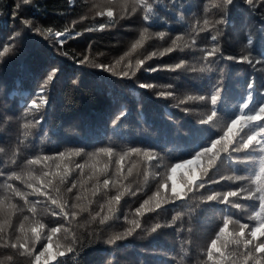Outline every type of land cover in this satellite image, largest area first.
<instances>
[{"label": "trees", "instance_id": "obj_1", "mask_svg": "<svg viewBox=\"0 0 264 264\" xmlns=\"http://www.w3.org/2000/svg\"><path fill=\"white\" fill-rule=\"evenodd\" d=\"M175 2L177 7L173 8V0H161L158 11L161 19L145 31L141 12L124 15L125 7L130 12L135 6L131 0H31L19 10L18 18L14 17L21 0H0V52H3V45L13 33L21 32L13 50L0 56V171L4 173L0 176V221L4 222L6 242H15L16 236L20 235L17 229L27 215L29 220L23 221L26 229L34 226V220L46 225L39 229L45 238L36 242L37 250L48 242V230L58 226L51 223L52 220L59 221L69 229L68 233L53 236L52 251H55L57 244L65 243V235L71 236L74 232L79 236L94 229L102 231L99 242L86 245L78 264H205L207 247L228 211L223 204L203 201L213 191L222 195L236 190L240 182L229 186V182L221 181L207 191L198 190L187 198L183 206L177 203L175 209L165 205L168 208L166 211L158 209L148 212V208H155L153 199L142 209L143 215L136 214L135 210L157 192L161 183L167 184L166 188L159 189L161 197L171 193L173 183L177 192L185 191L184 181L187 177L192 172L199 176L201 169L208 165L207 158L200 156L191 164L171 171L172 165L181 163L182 159L192 160L195 154L193 149L200 150L196 146L200 143L201 133L196 130L207 127L199 121L210 115L208 108L195 100H187L188 96L206 95L211 85L222 78L228 90L227 109L235 111L236 115L246 112L237 110L242 85L250 77L259 84L264 73L254 71L246 64L222 60L220 53L224 57H239L251 51V56L259 59V53L264 50V40L258 37L257 32L261 27L260 14L264 13V8L258 7L257 13L251 14L249 7L238 0L240 6L232 11L231 22L221 28V35L203 24L204 19H218L212 7L214 0ZM206 6L207 14L204 12ZM108 8L114 12L115 18L111 22L107 16L97 15V12ZM24 19L33 21V28H41L43 35L25 31L20 23ZM100 24L106 25L102 31L99 30ZM48 28L53 32L68 29L74 36L77 33L81 35L75 39L68 38L63 46L59 43L50 46L49 40L44 38L47 35L44 30ZM160 32L165 33L163 39L157 35ZM249 33L253 36L254 46L245 47V36ZM212 35L219 36L215 45L210 39ZM173 39L176 40L175 44L172 43ZM214 46L219 49L217 57L205 60L206 52L201 49L211 50ZM170 47L175 50L168 52ZM85 56L88 57L87 67L74 63L70 58L84 59ZM212 59H215V63L210 64L209 60ZM140 60H144L145 64L138 65ZM181 61H185L186 66L175 69V65ZM98 64L110 66L112 72L101 71L95 67ZM53 68H58L59 73L51 93L50 107L42 109L45 120L30 128V135L25 137L22 125L29 122L35 124L40 116L39 113L25 115V109L34 98L39 103L36 92ZM151 68L161 70L145 71ZM123 72H127L131 78H122ZM77 78L78 86L72 83ZM139 84H151L153 87L141 89ZM167 91H174L175 98L160 96V93ZM180 101H185L184 106L190 109L188 113L175 107ZM122 107L127 109L128 114L120 125L114 127L113 120ZM228 123L230 120L223 114L218 115L211 125L217 135L211 139L223 136ZM238 130L239 125L233 128V133ZM108 146H113L118 155L108 157L101 154L92 159L86 155H71L43 160L44 156L55 157L61 151L84 149L85 153H93ZM205 146L212 147L210 142ZM133 147L142 151L120 160V172L116 175L115 161ZM145 152L153 156L159 154L164 159L149 161ZM36 157L41 158L39 163L27 164L28 160ZM65 164L70 175L64 184H60L59 175L63 174ZM77 164L84 165L83 172L76 168ZM105 165L111 175L100 176L97 189V181L95 178L89 180V177L94 172L99 175L98 170ZM13 172L20 175L21 180H8L7 177ZM45 172L57 173V176L49 175L45 179ZM29 174L38 179H30ZM235 174L247 175L243 172ZM219 175L234 174L228 167L222 166L214 179H218ZM105 178L110 180L107 189L103 187ZM73 180L77 187L69 193L67 189L72 186ZM28 183H32L33 188L40 189V192L47 188L53 198L61 202L67 200L78 204L76 211H86L68 221L51 217L54 206L45 203V196L34 195L32 189L27 187ZM259 183L264 185V178ZM8 184L24 192L29 201H40L35 216L27 211L31 204L25 205L20 197L14 196L7 188ZM42 184L44 188H41ZM57 188L60 190L59 197ZM77 194L81 197L79 201L75 199ZM117 195L121 197L119 203L112 199ZM229 199L245 203L239 197ZM13 204L16 208L11 207ZM101 205L105 214L115 213L118 216L110 227L103 229L98 227V221L91 219L101 211ZM231 212L237 213L232 216L233 220L243 216L245 218L241 219V223L247 222L248 212L234 208ZM173 217H177L175 222ZM9 221L12 229L8 227ZM132 221L141 224L133 236L119 241L116 246L102 242L108 236L122 234L133 227ZM156 224L162 227L156 233H151V228ZM233 228L230 223L228 231H233ZM28 235L32 236L30 231ZM61 250L64 248L61 247ZM14 253L13 249L0 247V264H7L9 256H13L17 264H29L27 258L14 256ZM70 264L77 262L73 260Z\"/></svg>", "mask_w": 264, "mask_h": 264}, {"label": "snow or ice", "instance_id": "obj_2", "mask_svg": "<svg viewBox=\"0 0 264 264\" xmlns=\"http://www.w3.org/2000/svg\"><path fill=\"white\" fill-rule=\"evenodd\" d=\"M109 2H114V0H109ZM131 2L135 6L130 12L127 10V7H125L124 15H133L137 12H141L142 20L146 25L145 31L153 26L156 21L161 19L158 15L161 0H131ZM240 2L246 4L249 7L251 14H256L258 7L264 8V0H240ZM240 2H238V0H214L212 7L215 10V14L218 16V19L215 21L204 19L203 24L210 26L212 30H215L223 35L221 28L227 27L230 24L232 11L240 6ZM29 3H31V0H21V3L16 6L17 11L14 18H18L19 10L24 5ZM172 7H177L175 0H173ZM204 12L205 14L208 13L207 6L205 7ZM97 15L101 17L107 16L109 18V22L113 21L115 18L114 12L111 8H108L106 11H99L97 12ZM182 18L183 17L181 16V19ZM260 22L261 27L258 29L257 35L261 40H264V13L260 14ZM20 23L25 31H31L35 34L43 35L41 28H33V21L24 19L21 20ZM105 27V24H100L99 30L102 31ZM203 30L204 29H201V31ZM44 31L47 33L44 38L49 40L50 46L52 43H59L61 46H63L68 38L75 39L76 36L81 35L80 33H77L74 36L67 29L64 32H53L51 28H48ZM157 35L161 39L165 37L164 32H160ZM20 36L21 32L13 33V35L8 38V41L5 43V45H3V52H0V56H3L4 53L12 51L15 47V41ZM141 36H143V33H141ZM176 39H179V37ZM210 39L215 45L219 40V36L212 35L210 36ZM245 39L247 40V45L245 47L254 46L252 34H246ZM175 42L176 40L173 39L172 43L175 44ZM135 47L136 45L134 44L133 48ZM174 50L175 49L171 47L167 49L168 52H172ZM201 50L206 52L204 57L205 60H208L209 57H217L219 52V49L215 46L211 50ZM64 55L67 56L68 53H64ZM70 58L73 59L74 63H78L82 67L89 66L87 56H85L84 59H77L75 57ZM220 58L222 60H230L235 61L236 63L246 64L254 71L264 73V50L259 53V59L252 57L251 51L248 55H241L239 57H224L223 54L220 53ZM137 63L138 65H143L145 64V61L140 60ZM209 63H215V59L209 60ZM185 66L186 62L181 61L175 65V69H181ZM95 67L104 72H112L111 67L105 64H98L95 65ZM159 70L161 69H145V71L152 72ZM210 70L211 69H209V71ZM58 73V68L51 69L39 90L36 92L39 103L37 102V99L34 98L27 105L25 109V115H35L39 113L40 116L39 119L35 121V124L29 122L22 125V127L25 129V137L30 135V128L42 124V122L45 120V114L42 109L46 110L48 107H50V97ZM112 74L115 75V73ZM121 76L122 78H131L128 76L127 72H123ZM72 83L73 85L78 86L79 78L73 80ZM138 87L141 89H151L153 85L139 84ZM227 92V87L221 78L211 85L210 91L206 95L187 97V100H195L204 107L208 108L210 110V115H208L206 119L199 121L201 125L207 127H202L196 130L197 132L201 133L200 143L196 146L200 150L196 151L193 149L195 154L193 155L192 160L182 159L181 163L172 165L171 171L175 172L177 168H180L185 164H191L194 160H196V158L200 156H205L207 158V167L201 169L199 176H197L195 172H192V174L187 177V179L184 181L185 191L183 192H177L175 184L173 183L171 193L161 197L159 189L166 188L167 184L166 182L159 184L157 192L153 193V196L149 197V199L144 200L143 204H141V206L135 211L136 214L143 215L144 213L142 212V209L149 205V202L153 199H155V208H148V212H156L158 209L162 211H166L168 208L175 209L177 203L183 206L187 198H189L190 195H195L198 190L203 189L207 191L212 189L214 185L219 184L221 181L229 182V186L237 185V182H240L236 186V190L227 191L222 195L213 191L212 194L208 195L206 200L203 201V203L216 202L218 204H223L225 205V209L228 211V214L222 217V226L218 228V231L215 233V238L211 240L210 245L207 247L205 264H264V185L259 183V180L264 178V75H261L259 84L256 82L255 78L250 77L249 80L244 85H242L240 102L237 104V110L242 112L243 110H246L243 115H236L235 111L227 109ZM257 93L259 94V99H257ZM160 96L166 99L175 98L174 91H167L166 93L162 92L160 93ZM184 105L185 101H180L175 105V107L181 109L185 113H188L190 109ZM127 114V109L122 107L121 111L113 120V126L115 127L120 125L121 122L126 118ZM221 114H223L226 119L230 120V123L227 124V131L219 139H211L213 135H217L211 125L213 124L214 119ZM233 116L235 118H232ZM237 125H239V130L237 133H233V128H235ZM230 133L232 134L230 135ZM209 142L212 145L211 148L205 146ZM217 145L219 146L217 147ZM213 148H215V151H212ZM0 151H2V149H0ZM141 151V149L133 147L124 152L123 155L120 156V159L115 161L117 165L116 175H119L120 172V160H122L125 156H129L134 153L138 154ZM209 153H211V155H209ZM101 154L108 157H114L118 155L114 151L113 146H108L99 148L93 153H85L84 149H71L68 152L61 151L55 157L44 156L43 160L47 161L49 159H61L71 155L81 157L86 155L88 159H92L93 157ZM187 154L191 155V153ZM145 155L148 156L149 161H162L164 159V157L159 154L153 156L145 152ZM40 159V157H36L35 159L28 160L27 164L32 165L39 163ZM222 166L228 167L234 175H219L218 179H214ZM57 167H59V165H57ZM76 168L83 172L84 165L77 164ZM98 172L99 175L94 172L93 176L89 177V180L95 178L97 181V189L99 186L100 176L111 175V173L108 172L107 165H105L104 168L99 169ZM240 172L246 173L247 175L235 174ZM3 175L4 173L0 171V176ZM49 175L56 177L57 173H43L45 179ZM69 175L70 172L68 165L65 164L63 174L59 175L60 184H64ZM253 177L256 179L254 180ZM29 178L38 179L33 177L31 174H29ZM170 178L171 177H169V179ZM7 179L21 180V176L13 172L7 177ZM47 182L51 183V180H48ZM71 184L72 186L67 189L69 193H72L73 189L77 187L76 181H71ZM109 185L110 180L108 178L103 179V187L107 189ZM80 186L83 187V183H81ZM27 187L32 189L34 195L39 194L45 196V203L50 204V206H54L51 208V217H59L65 221H68L75 219L80 215V212L86 211V209H80L79 211H76L75 209L79 207L78 204L69 203L67 200L61 202L57 198H53V196L47 191V188H44L43 184L41 185V188H44L43 192H40V189L38 188H33L32 183H28ZM7 188L11 189L14 196L20 197L25 202V205L31 204V207H28L27 211L35 216L37 212V204H39L40 201L38 199L35 202L29 201L28 196L24 192L13 187L11 184H8ZM56 193L59 197V188L56 189ZM230 197H239L240 199L244 200L245 203L242 204L239 202H233L229 199ZM80 198L81 197L79 194H77L75 197L77 201H79ZM112 199L119 203L121 197L120 195H117ZM110 202L111 201H109V203ZM0 203H2V201H0ZM165 205H167L168 208H165ZM11 207L16 208V205L13 204ZM103 207L104 206L101 205V211L97 212L96 215L91 218L93 222L98 221V227L100 229L110 227L111 222L118 220V216L115 213H113V215L105 214L103 212ZM232 208L241 210L242 212H248L249 214L246 216L247 222L241 223V219L245 218L243 216L233 220L232 216L237 215V213L231 212ZM111 211L112 209L109 208V212ZM176 219L177 217H173V222H175ZM28 220L29 216L25 215L23 217V221ZM23 221L20 223L19 228L17 229L20 235H17L15 242L11 243L5 241L6 234L4 222L0 221V247H3L4 249L15 250L14 256L27 258L29 264H50V262L53 261L55 264H70V262L73 260H75L78 264L79 257L86 251V245L90 246L89 242H99L98 238L103 236L102 231L98 232L95 229L91 233L87 231L82 232L79 236L73 232L71 236L65 235V243L63 245L57 244L55 251H52L53 236L61 232H69V229L64 228L62 224H59V221L52 220L50 222L57 223L58 226L51 227L48 230V234L46 235L48 242L43 243L41 248L37 250L35 248L36 242L45 238L41 236L39 229L46 227V225L42 224L39 220H34V226H32L30 229H26ZM131 223L133 227L126 229L122 234L108 236L106 239H103L102 242L108 246H116L119 241L133 236L136 232V229L141 228V224L138 221H132ZM230 223L234 226L233 231L231 232L228 231ZM8 227L9 229L13 228L11 221L8 222ZM161 227L162 225L156 224L151 228L150 231L151 233H156L157 229ZM29 231L32 234L31 237L28 235ZM61 247L64 248L63 251L61 250ZM7 264H17V262L13 256H9L7 257Z\"/></svg>", "mask_w": 264, "mask_h": 264}, {"label": "bare ground", "instance_id": "obj_3", "mask_svg": "<svg viewBox=\"0 0 264 264\" xmlns=\"http://www.w3.org/2000/svg\"><path fill=\"white\" fill-rule=\"evenodd\" d=\"M88 15H89V14H88ZM88 15H87V16H88ZM87 16H86V17H87ZM89 16H91V15H89ZM93 16H94V15H93ZM82 24H83V23H82ZM67 30H68V29H67ZM83 31H84V30H83ZM20 89H21V88H20ZM73 92H74V91H73ZM68 94H69V93H68ZM142 94H143V93H142ZM64 103H65V102H64ZM65 107H66V106H65ZM210 224H211V223H210Z\"/></svg>", "mask_w": 264, "mask_h": 264}, {"label": "rangeland", "instance_id": "obj_4", "mask_svg": "<svg viewBox=\"0 0 264 264\" xmlns=\"http://www.w3.org/2000/svg\"><path fill=\"white\" fill-rule=\"evenodd\" d=\"M178 187L180 188V185H178Z\"/></svg>", "mask_w": 264, "mask_h": 264}]
</instances>
